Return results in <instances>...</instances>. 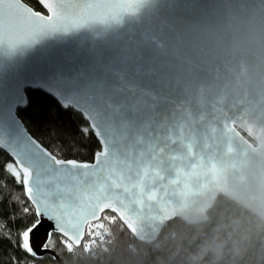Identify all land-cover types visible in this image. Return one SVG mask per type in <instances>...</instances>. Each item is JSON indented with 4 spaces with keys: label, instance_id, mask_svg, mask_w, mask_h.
I'll return each instance as SVG.
<instances>
[{
    "label": "water",
    "instance_id": "1",
    "mask_svg": "<svg viewBox=\"0 0 264 264\" xmlns=\"http://www.w3.org/2000/svg\"><path fill=\"white\" fill-rule=\"evenodd\" d=\"M85 2L63 0L52 30L0 43V149L11 159L5 148L36 146L17 109L25 90H41L104 138L139 142L167 129L131 174V210L107 211L139 243L174 219L206 222L219 197L264 223V0H132L91 12ZM103 213L63 238L79 247Z\"/></svg>",
    "mask_w": 264,
    "mask_h": 264
},
{
    "label": "snow or ice",
    "instance_id": "2",
    "mask_svg": "<svg viewBox=\"0 0 264 264\" xmlns=\"http://www.w3.org/2000/svg\"><path fill=\"white\" fill-rule=\"evenodd\" d=\"M38 3L47 9V18L23 0H0V43L15 47L52 30L48 21L55 19L64 7L63 0H38ZM82 6L89 12L110 8L126 10L132 7V0H127V5L112 0H86ZM80 130L85 137L92 134L99 141V147L92 152L91 163L60 158L39 142L31 151L4 149L11 159L2 165L4 178L0 179V205L7 201L17 211L8 212L7 220L0 215V241L7 240L33 261L52 248L54 234L63 237L65 233L78 231L85 216H95L97 210L119 211L115 207L117 202L131 210L134 205V199H129L131 174L139 169L152 152L153 145L167 131H162L159 138L152 136L138 142L126 139L120 132L104 138L91 124ZM9 180L22 188L23 199L9 190ZM28 217H32L31 222L18 230L13 239L9 222ZM11 264H25V261L12 255Z\"/></svg>",
    "mask_w": 264,
    "mask_h": 264
},
{
    "label": "trees",
    "instance_id": "3",
    "mask_svg": "<svg viewBox=\"0 0 264 264\" xmlns=\"http://www.w3.org/2000/svg\"><path fill=\"white\" fill-rule=\"evenodd\" d=\"M35 11L44 13L35 0H23ZM27 104L17 109L28 133L49 151L63 159L92 161V152L99 147L94 135L87 137L81 127L86 119L71 107L63 108L41 90H25ZM10 158L0 149L2 165ZM9 190L23 199L22 188L8 181ZM7 201L0 205V215L16 212ZM207 221L194 226L178 219L167 222L156 242L139 243L119 219L105 212L99 221L88 224L79 247H73L60 235L52 237L54 251L64 264H264V223L253 213L232 201L219 197L207 212ZM32 217L9 222L15 239L18 230ZM25 264H56L51 255L31 260L17 251L7 240L0 241V264H11V256Z\"/></svg>",
    "mask_w": 264,
    "mask_h": 264
}]
</instances>
